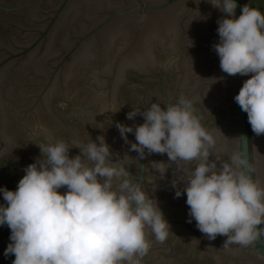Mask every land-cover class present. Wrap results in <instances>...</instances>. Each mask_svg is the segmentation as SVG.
<instances>
[{
  "label": "clouds",
  "instance_id": "clouds-1",
  "mask_svg": "<svg viewBox=\"0 0 264 264\" xmlns=\"http://www.w3.org/2000/svg\"><path fill=\"white\" fill-rule=\"evenodd\" d=\"M207 2L225 14L217 21L219 42L213 45L220 69L229 76L251 74L234 101L247 114L251 131L264 135V13L244 5L236 18L237 0ZM208 80L217 82L214 77ZM190 109L191 103L183 98L164 108L152 103L146 112L126 114L129 120L142 115L143 124L135 129L120 123L116 127L126 143L127 134L134 133L136 143L130 151L141 159L147 150L166 154L171 162L202 161L183 189L187 222L194 220L210 240L220 235L227 237L224 245L247 246L256 238L257 226L264 224V189L242 171L248 165L240 155L220 169L209 163L215 141ZM97 139L99 143L75 147L80 154L73 158L63 141L40 144L44 162L28 165L15 191L0 187L5 201L0 204V226L10 229L4 256L13 255L12 264H139L150 248L146 228L161 243L172 233L157 203L154 206L139 184L126 179V168L113 163L110 147L102 137ZM152 164L162 175L167 172L163 162ZM121 177L125 179L113 190V179ZM181 195L175 192L176 198Z\"/></svg>",
  "mask_w": 264,
  "mask_h": 264
},
{
  "label": "water",
  "instance_id": "water-1",
  "mask_svg": "<svg viewBox=\"0 0 264 264\" xmlns=\"http://www.w3.org/2000/svg\"><path fill=\"white\" fill-rule=\"evenodd\" d=\"M167 0H0V123L72 78Z\"/></svg>",
  "mask_w": 264,
  "mask_h": 264
}]
</instances>
